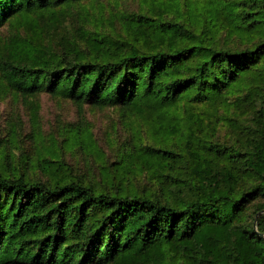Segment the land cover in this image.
Returning a JSON list of instances; mask_svg holds the SVG:
<instances>
[{
  "label": "trees",
  "instance_id": "trees-1",
  "mask_svg": "<svg viewBox=\"0 0 264 264\" xmlns=\"http://www.w3.org/2000/svg\"><path fill=\"white\" fill-rule=\"evenodd\" d=\"M41 93L76 122L33 157L6 117L0 264H264V0H0V103L34 141Z\"/></svg>",
  "mask_w": 264,
  "mask_h": 264
},
{
  "label": "rangeland",
  "instance_id": "rangeland-1",
  "mask_svg": "<svg viewBox=\"0 0 264 264\" xmlns=\"http://www.w3.org/2000/svg\"><path fill=\"white\" fill-rule=\"evenodd\" d=\"M106 6L105 14L108 15L109 12L112 10L113 12H130L133 9H136V4L132 1L129 2H122L119 4H114L110 2ZM90 13L96 12L99 13V8L97 5H88ZM36 103L38 105V138L36 140L26 139V134L28 133L30 126L27 121V116L22 107L20 101L12 102L10 105L7 102L0 103V129L3 127L4 122L8 114H12L14 120L17 121L19 125L20 119L23 123V130L24 135L22 136V140L26 142V145L31 144L34 142V146L32 148V155L33 157H40L43 155H48L52 153L53 149V135L51 131L57 130L58 132L62 133L63 129H60L63 125L67 126L69 123L73 124L76 122L75 118V109L73 105L66 100H59L56 98H51L50 95L46 93H41L36 99ZM103 111H92V112H84L83 119L87 123V125L91 128L96 136L106 138L109 136V141L112 137L111 132V122L112 117H108V113H102ZM105 141V139L103 140ZM111 145V141H110ZM17 153V150H14ZM70 156L66 155V160L75 163V167L77 168V172L86 173L89 168L82 164L79 165V154L76 152L69 153Z\"/></svg>",
  "mask_w": 264,
  "mask_h": 264
}]
</instances>
